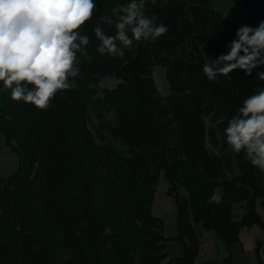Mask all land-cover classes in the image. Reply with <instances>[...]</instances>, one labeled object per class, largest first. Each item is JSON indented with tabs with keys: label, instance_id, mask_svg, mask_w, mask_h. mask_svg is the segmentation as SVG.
I'll return each mask as SVG.
<instances>
[{
	"label": "trees",
	"instance_id": "trees-1",
	"mask_svg": "<svg viewBox=\"0 0 264 264\" xmlns=\"http://www.w3.org/2000/svg\"><path fill=\"white\" fill-rule=\"evenodd\" d=\"M214 1L143 0L145 15L168 32L131 48L117 41L124 55L113 56L97 51L94 28L115 35L131 0H94L79 29L89 37L77 52L79 73L46 110L13 101L0 83V153L4 144L18 157L8 177L0 162V264H160L168 238L152 206L162 174L183 248L168 264H198L199 225L228 251L244 228L264 234V174L224 135L243 101L264 88V66L207 79L203 66L229 50L242 25ZM234 1L252 11L248 25L264 21V0ZM107 78L114 83L101 88ZM217 187L219 204L210 202ZM256 249L264 264V238ZM222 263L233 264L231 254Z\"/></svg>",
	"mask_w": 264,
	"mask_h": 264
},
{
	"label": "clouds",
	"instance_id": "clouds-1",
	"mask_svg": "<svg viewBox=\"0 0 264 264\" xmlns=\"http://www.w3.org/2000/svg\"><path fill=\"white\" fill-rule=\"evenodd\" d=\"M143 0L121 7L116 34L94 28L100 54L123 56L133 42L155 40L168 32L144 13ZM94 0H0V83L10 89L13 101H23L46 110L59 91L73 85L79 73L77 52L89 44L79 29L91 20ZM131 33V36L129 35ZM264 66V21L255 28L241 25L229 50L203 66L207 79L215 82L236 69L251 75ZM257 78L264 81V72ZM226 142L236 153L244 151L251 165L264 172V88L250 95L224 129ZM223 192L213 189L210 202L219 204Z\"/></svg>",
	"mask_w": 264,
	"mask_h": 264
},
{
	"label": "rangeland",
	"instance_id": "rangeland-1",
	"mask_svg": "<svg viewBox=\"0 0 264 264\" xmlns=\"http://www.w3.org/2000/svg\"><path fill=\"white\" fill-rule=\"evenodd\" d=\"M213 7L222 12L226 16L236 20L240 24H246L252 11L243 8L234 0H217L213 2ZM154 79L156 80L158 89L163 96L170 94V86L166 78V71L163 67L157 66L154 69ZM114 78H107L101 82L100 87L110 86L114 83ZM110 117V115H108ZM1 172L4 177L10 176L18 167V157L6 147L4 144L0 153ZM264 174V172H263ZM169 188V181L164 174L161 175L157 185L155 201L152 206L154 215L164 220V235L168 238L167 250L169 257L160 264H168V261L181 253V244L177 240H171L175 236L176 230V202L173 196L167 193ZM258 211L264 221V208L261 203H258ZM201 240L203 241V248L197 258L199 264H219L225 257L231 254L233 264H260L263 258V253L258 252L257 241L263 240L264 234L260 226L254 225L252 227L244 228L239 237V242L236 243L230 251L223 243L215 239L211 231H206L199 225Z\"/></svg>",
	"mask_w": 264,
	"mask_h": 264
},
{
	"label": "crops",
	"instance_id": "crops-1",
	"mask_svg": "<svg viewBox=\"0 0 264 264\" xmlns=\"http://www.w3.org/2000/svg\"><path fill=\"white\" fill-rule=\"evenodd\" d=\"M222 13V12H221ZM223 14V13H222ZM226 16V15H225ZM227 17H231V16H227ZM251 17H252V15H251ZM251 17H250V19H251ZM232 19V18H231ZM250 19H249V21H250ZM249 21L246 23V24H244V25H248L249 24ZM258 24L259 23H252V24H250V25H248V26H251V27H253V28H255L256 26H258ZM243 25V24H242ZM176 208H177V206H176ZM176 216H177V214H176ZM176 230H177V224H176ZM177 234H178V231H177V233H176V235L175 236H173V237H171V240H176V236H177ZM178 241V240H177ZM179 242V241H178ZM181 244V243H180ZM203 245L204 244H202V247H201V249L203 248ZM201 252V251H200ZM182 253H183V248H182V245H181V253L179 254V256H177V257H174V258H172V259H175V258H178V257H180L181 255H182ZM197 263L199 264V262H198V259H197ZM207 264V263H206ZM219 264H223L222 263V261L219 263Z\"/></svg>",
	"mask_w": 264,
	"mask_h": 264
}]
</instances>
